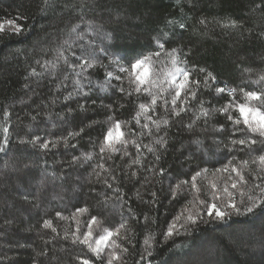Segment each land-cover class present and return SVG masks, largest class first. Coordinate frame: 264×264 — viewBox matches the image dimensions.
Wrapping results in <instances>:
<instances>
[{
    "label": "trees",
    "instance_id": "trees-1",
    "mask_svg": "<svg viewBox=\"0 0 264 264\" xmlns=\"http://www.w3.org/2000/svg\"><path fill=\"white\" fill-rule=\"evenodd\" d=\"M9 20L20 26L19 33L5 25ZM229 20L240 27L221 26ZM0 24V264H106L111 244L97 258L86 245L73 243V233L88 231L92 216L101 222L93 225L94 236L119 228L112 239L120 259L113 264H264V205L252 212L244 205L238 213L225 209L222 220L207 215V206L223 205L229 193L249 206L240 192L259 196L253 186L260 181L253 176L264 171L251 161L264 154V141L247 132L237 109L231 111L239 125L219 112L207 123L196 118L200 101L219 108L232 100L243 103L240 88L264 92V0H0ZM155 37L166 50H180L187 63L177 67L201 82L197 98L179 116L171 115V103H163L171 96L159 88L146 84L152 94L137 93L127 80L124 93L115 80L112 87H99L101 65L157 51ZM81 57L95 65L83 76L67 66ZM155 59L163 72L172 69L170 57ZM208 73L214 80L205 86ZM217 88L237 93L218 94ZM153 94L155 111L142 112L139 104L151 105ZM163 119L170 125L161 123L157 130L153 121ZM116 120L125 122V138L139 149L116 143L119 151L101 152L103 134ZM221 125L224 130L217 131ZM246 136L258 143L251 149L230 144ZM160 137L164 147L155 143ZM45 141L55 147L42 149ZM243 160L249 161L242 169L248 183L233 189L236 173L217 169L229 161L241 167ZM196 172L201 175L193 181ZM77 209L87 211L74 219ZM189 211L199 212L204 222L186 223ZM171 224L178 234L165 238Z\"/></svg>",
    "mask_w": 264,
    "mask_h": 264
},
{
    "label": "snow or ice",
    "instance_id": "snow-or-ice-1",
    "mask_svg": "<svg viewBox=\"0 0 264 264\" xmlns=\"http://www.w3.org/2000/svg\"><path fill=\"white\" fill-rule=\"evenodd\" d=\"M47 3V0H45ZM43 11V10H42ZM10 25H13V31L19 33L21 31V28L19 25L15 24L14 21L9 20L7 22ZM168 23H173V21H168ZM199 23L205 24V20H200ZM222 27L228 28H237L240 27V25L235 20H229L225 23L221 24ZM185 25L183 23L180 24V28L183 29ZM3 30V25L0 24V31ZM73 31H76V28H73ZM166 35V34H165ZM154 41L156 43L157 51L150 52L147 55L141 54V56L134 58L130 62L121 63L123 58L118 59H112L109 62V65H101V67L105 68V75L103 81L99 83L100 88H109L112 87V81H119L120 86L118 87V91L121 93L125 92V89L123 87V83L125 80L128 81L130 87H132V90L140 93L141 91L147 92L149 94H152L150 91V87L159 88L160 94H168L171 96V100L169 101L167 98L163 100L164 105H167L171 103V115L172 116H179L182 112L188 111L187 107V101L189 99L195 100L197 98V90L201 87V82L196 80L190 79V73L187 70V68H180L177 67L180 63H187V61H181L180 57L178 55V52L180 50L173 48L170 51L166 50L165 43L161 41L159 37H155ZM166 55L171 58V64L172 69H169L167 72H163L161 69L157 68V64L160 63L158 59L161 55ZM62 55V53H61ZM78 62L73 64H68V68L72 71H76V69H80V71L77 73V75L83 76L84 73L87 72L88 69H92L95 67V65L87 58H77ZM130 63V69L127 66V64ZM111 65L116 66V70H108ZM53 67L56 65L53 64ZM139 69H144L143 72H138ZM201 72H204L205 70L203 68L200 69ZM117 73H123L124 75H119ZM35 74V73H34ZM163 77V78H162ZM183 77L181 80L180 78ZM87 79V77H85ZM209 79H213L212 73H208L207 77L203 81V84L205 86L208 85ZM260 80L264 81V76L260 77ZM91 83V81H88ZM149 85L150 87H146L145 85ZM167 84L168 86L165 87L164 85ZM76 87H80V82H76ZM174 91V94H172ZM216 92L218 94L227 92L229 96L235 97L237 93V89H226V88H217ZM239 92L243 96V103H238L235 100L230 101L229 103H226L225 105L219 107V108H205L203 106L204 102L200 101V110L197 115V119L199 118H205V122L207 123V119L215 112H219L222 115H225L229 121H232L233 125H239L241 123V119L234 118L232 115L233 109H237L240 113V117L243 118L242 122L246 127L247 132H250L254 135H258L262 141H264V92H257V91H245L244 88H240ZM128 95H131V92L127 93ZM71 95V94H70ZM157 96L155 94L152 95V101L151 105H146L144 103L139 104V109L142 110V112L146 113L150 108L152 111H155V105H156ZM180 102L179 104L177 102ZM83 107V106H81ZM7 115V113H6ZM141 115L140 112L137 113L136 122L137 124L140 123L139 116ZM148 120H152L151 116L146 117ZM109 121H112L113 118L110 116L108 117ZM161 123L164 126H169L170 121L168 119H163L162 121L156 120L153 121V124L155 125L156 129L159 130ZM125 122H121L119 120L114 121L112 126H110L107 131L103 134V141L101 142V152L103 153L106 149L111 150L113 152L119 151L115 147L116 143L123 144L125 147L129 143L136 142L134 140H128L126 139V133L123 132L122 125H124ZM144 128H148V124L143 125ZM187 127L191 128V124L187 125ZM224 126L221 125L217 131H223ZM238 129H234V131H237ZM4 132L7 133L8 129L5 128ZM73 135V134H70ZM35 143V138L32 141ZM51 143L52 147H55V144L49 141L43 142L40 147L42 149H47L49 147V144ZM155 143L159 144L161 147H164V144L166 143L164 137L158 138ZM258 141L250 136H246L245 138L236 140L232 139L230 140V144L232 146L235 145H241L243 147L251 149V147L255 144H257ZM137 149L140 148L139 144H136ZM148 147L149 152H154L155 150L150 147ZM232 149L229 148V151ZM0 151H3V146L0 145ZM124 155H127V152L125 151ZM91 158L90 156L88 157ZM160 157L157 155L156 159L158 160ZM135 163H139V160L134 161ZM251 163L253 164H259L261 171H264V154H261L257 157H255ZM241 167H237L235 164L232 163V161H229L228 164L224 165L222 169H217V171H228L229 168L232 172L236 173V175L239 177L238 181H234L232 183V188L237 189L239 185L247 184L248 181L243 175L242 169H246L249 165V161L243 160L240 161ZM102 167V166H101ZM207 169H202L201 172H206ZM201 172H196L193 176V181L197 176L201 175ZM165 174V170L163 168L160 169L159 175L163 176ZM133 176L136 175V173H132ZM254 180H259L260 183L255 184L253 187L255 190H258L259 196H254L249 193H245L244 191L240 192V195L243 197L247 195V200L250 203V206L248 204H245L244 200H241L238 204L232 193H229L230 199L225 202L223 205H217L215 203L207 206V215L211 218L213 217V213L215 215V218L217 219H224L226 215H228V212L225 209L231 208L235 210L237 213L239 212L240 206L244 205L247 212H252L254 208H256L258 205H264V176L260 175H254ZM184 184H187V181L182 182ZM194 186V185H193ZM111 187V185H109ZM227 191V189H225ZM252 189L249 190L251 192ZM155 195V194H153ZM173 195H175V189H173ZM86 209H77V213L74 214L73 218L75 219L76 216L80 213L86 212ZM59 215V213L57 214ZM177 220L179 217L176 218ZM186 223L195 225L199 222L203 221V216L199 214V212H196L193 214L191 211H189V214L187 217H185ZM100 220L97 216H92L91 219L88 221V231L84 232L81 235H77L76 233H73V243H80L84 244L88 247V249L97 257L102 258L106 249L109 248V245L111 244L113 246V250L109 252L108 259L106 261V264H113L114 261L119 260L120 256L116 253L114 250L115 247H119L115 244V241L112 239L114 236L119 235V228L117 229H111V228H103L101 229V234L99 236L93 235V225H100ZM44 227L48 228L51 227L50 221L44 222ZM120 227H123L121 225ZM183 227V225H182ZM55 231V229H53ZM77 232H79V228L77 229ZM173 234H178V231L176 229L175 224L169 225L167 231L164 233L165 238L171 237ZM67 238V237H66ZM150 237L145 239V244H149ZM150 246V244H149ZM126 251V249L124 250ZM141 259H144V257H141ZM83 264H89V261L85 260L83 261Z\"/></svg>",
    "mask_w": 264,
    "mask_h": 264
},
{
    "label": "rangeland",
    "instance_id": "rangeland-1",
    "mask_svg": "<svg viewBox=\"0 0 264 264\" xmlns=\"http://www.w3.org/2000/svg\"><path fill=\"white\" fill-rule=\"evenodd\" d=\"M5 25H6V26H12V25H10V24H8V23H6ZM143 71H144V69H139V70H138V72H143Z\"/></svg>",
    "mask_w": 264,
    "mask_h": 264
}]
</instances>
